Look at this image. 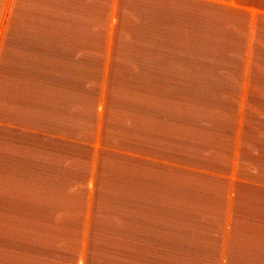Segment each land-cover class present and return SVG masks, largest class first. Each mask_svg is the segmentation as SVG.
<instances>
[{"label":"crops","instance_id":"obj_1","mask_svg":"<svg viewBox=\"0 0 264 264\" xmlns=\"http://www.w3.org/2000/svg\"><path fill=\"white\" fill-rule=\"evenodd\" d=\"M263 123L264 8L0 0V264L264 257Z\"/></svg>","mask_w":264,"mask_h":264},{"label":"rangeland","instance_id":"obj_2","mask_svg":"<svg viewBox=\"0 0 264 264\" xmlns=\"http://www.w3.org/2000/svg\"><path fill=\"white\" fill-rule=\"evenodd\" d=\"M242 1V0H241ZM247 4L254 6V7H259V8H264V0H244ZM103 85L105 86V83H103ZM259 123V122H258ZM264 124V123H263ZM102 179V177L100 176V180ZM81 183V182H80ZM73 184L72 185V189H75L77 187V193L81 194L84 193L85 195H90L89 197H87V200L90 202L91 199H93L94 201L91 202V204H86L85 206L82 204V210L79 209L78 211H75L72 213V211L68 210L66 211V215L67 217L71 218V217H76L79 222L81 223H85V221L87 219H89L91 217V215H98V216H103V215H108L109 212L108 210L111 207H115V206H111V205H124L126 204L129 198H127L125 195H123V190L119 189L120 191H111V184L110 185H100L98 186V188H91L90 190L87 191L85 185L83 184ZM107 186H110V190H107ZM116 187V186H114ZM117 188V187H116ZM118 189V188H117ZM80 203V200H79ZM92 205H98L99 210L96 211V213H93L91 210L93 209ZM80 207V204H79ZM70 208V207H68ZM81 208V207H80ZM64 213V212H63ZM262 221H264V219H262ZM83 230H86L85 228H83ZM71 242V237L70 235L68 236ZM244 238H250L249 235H244ZM228 242H230L229 237H228ZM259 244H242L241 246L243 248H247V247H253L256 248L258 247ZM263 245V244H260ZM68 246L70 248V243H68ZM230 249V254H229V259H230V264H264V257H260V258H253L254 254H250L249 257L245 256L243 252L242 248H237L236 244L234 243V245L229 246ZM236 249L241 250L239 252V256L236 257L235 253H238ZM70 250V249H67ZM244 252H247L244 250ZM252 253V252H251ZM264 256V254H263Z\"/></svg>","mask_w":264,"mask_h":264}]
</instances>
